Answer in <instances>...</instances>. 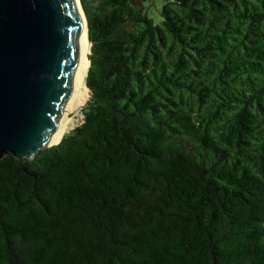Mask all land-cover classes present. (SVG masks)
Instances as JSON below:
<instances>
[{
    "label": "trees",
    "instance_id": "trees-1",
    "mask_svg": "<svg viewBox=\"0 0 264 264\" xmlns=\"http://www.w3.org/2000/svg\"><path fill=\"white\" fill-rule=\"evenodd\" d=\"M80 3L82 122L0 158V264H264V0Z\"/></svg>",
    "mask_w": 264,
    "mask_h": 264
},
{
    "label": "water",
    "instance_id": "water-1",
    "mask_svg": "<svg viewBox=\"0 0 264 264\" xmlns=\"http://www.w3.org/2000/svg\"><path fill=\"white\" fill-rule=\"evenodd\" d=\"M80 30L74 0H0V158L31 160L53 146Z\"/></svg>",
    "mask_w": 264,
    "mask_h": 264
},
{
    "label": "bare ground",
    "instance_id": "bare-ground-1",
    "mask_svg": "<svg viewBox=\"0 0 264 264\" xmlns=\"http://www.w3.org/2000/svg\"><path fill=\"white\" fill-rule=\"evenodd\" d=\"M81 20V30L78 38V55L75 66V76L72 91L68 96L65 109L58 120V124L50 137L49 145L57 144L61 137L72 129L75 119L88 101V88L85 83L89 67L88 55L90 53V42L87 35V25L83 11L78 0H74Z\"/></svg>",
    "mask_w": 264,
    "mask_h": 264
},
{
    "label": "rangeland",
    "instance_id": "rangeland-1",
    "mask_svg": "<svg viewBox=\"0 0 264 264\" xmlns=\"http://www.w3.org/2000/svg\"><path fill=\"white\" fill-rule=\"evenodd\" d=\"M152 1H153V5L150 7V11L155 10V13H153L152 17H153L155 23H159L161 20L160 10H161L162 4L164 3L165 0H152ZM152 1L150 0L151 3H152ZM88 95H89V91H88ZM84 106H83V108H84ZM82 118H83V115H82V112H80L79 115L77 116V118L75 119V122H74L72 129L74 127L78 126L82 122ZM72 129H69L67 132H69Z\"/></svg>",
    "mask_w": 264,
    "mask_h": 264
}]
</instances>
